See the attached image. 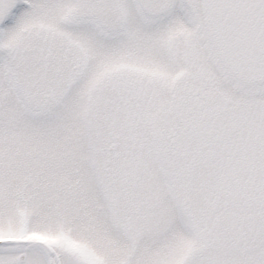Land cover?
Instances as JSON below:
<instances>
[{"label":"snow or ice","instance_id":"snow-or-ice-1","mask_svg":"<svg viewBox=\"0 0 264 264\" xmlns=\"http://www.w3.org/2000/svg\"><path fill=\"white\" fill-rule=\"evenodd\" d=\"M0 264H264V0H0Z\"/></svg>","mask_w":264,"mask_h":264}]
</instances>
